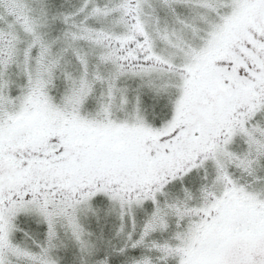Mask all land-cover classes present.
Wrapping results in <instances>:
<instances>
[{
    "label": "snow or ice",
    "instance_id": "1",
    "mask_svg": "<svg viewBox=\"0 0 264 264\" xmlns=\"http://www.w3.org/2000/svg\"><path fill=\"white\" fill-rule=\"evenodd\" d=\"M0 264H264V0H0Z\"/></svg>",
    "mask_w": 264,
    "mask_h": 264
}]
</instances>
